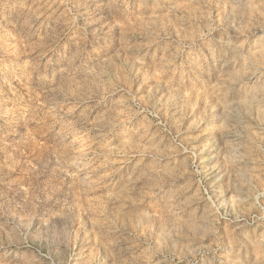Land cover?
Listing matches in <instances>:
<instances>
[{
  "label": "rangeland",
  "instance_id": "rangeland-1",
  "mask_svg": "<svg viewBox=\"0 0 264 264\" xmlns=\"http://www.w3.org/2000/svg\"><path fill=\"white\" fill-rule=\"evenodd\" d=\"M0 264H264V0H0Z\"/></svg>",
  "mask_w": 264,
  "mask_h": 264
}]
</instances>
